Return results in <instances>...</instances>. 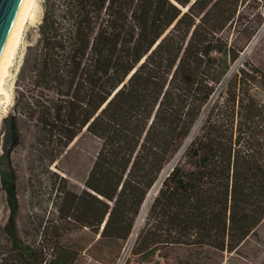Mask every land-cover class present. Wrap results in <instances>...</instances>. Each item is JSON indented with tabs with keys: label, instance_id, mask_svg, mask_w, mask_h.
<instances>
[{
	"label": "trees",
	"instance_id": "1",
	"mask_svg": "<svg viewBox=\"0 0 264 264\" xmlns=\"http://www.w3.org/2000/svg\"><path fill=\"white\" fill-rule=\"evenodd\" d=\"M243 2L43 0L39 36L25 50L7 117L10 214L0 264H74L76 252L61 239L77 228L127 241L196 127L131 253L158 264L178 246L237 252L256 232L264 221V70L237 63L263 20L235 36ZM20 119L33 123L54 160L83 131L101 141L82 189L61 177L59 224L34 241L18 224L11 154L21 143Z\"/></svg>",
	"mask_w": 264,
	"mask_h": 264
},
{
	"label": "rangeland",
	"instance_id": "2",
	"mask_svg": "<svg viewBox=\"0 0 264 264\" xmlns=\"http://www.w3.org/2000/svg\"><path fill=\"white\" fill-rule=\"evenodd\" d=\"M42 3L43 0H38L34 19L26 27L15 63L11 68V76L5 82L10 98L8 101L2 98L0 104V230L10 214L3 184L9 168L6 157V151L10 144L7 117L13 112L17 72L25 50L28 45L35 43L39 36L38 26L43 18ZM238 13L240 20L234 31L235 36L239 35V30H243L245 27L248 30L255 29L263 20L258 32L262 30L264 0H244ZM247 59L264 70V29L252 49L247 54L241 55L237 66ZM19 126L22 133L21 143L11 154L12 164L17 175L20 200L18 224L22 237L28 241H34L44 237L43 232L48 231V236L53 234L55 225L59 224L54 199L57 188L63 184L61 177L67 178L69 185L74 189H82L101 141L92 134L83 131L54 160L56 151L52 147L42 144L43 141L33 123L20 119ZM172 167L169 168V171ZM143 222L138 227L137 233L135 232V234L133 231L125 242L104 240L100 234L88 227L72 230L61 239V242L76 252L77 259L74 264H156L154 261L141 262V259L131 253L136 235ZM181 259L185 262H180ZM154 260H158V264H264V221L237 252L214 253L212 250H207L198 254L195 248L178 246L170 251L167 259Z\"/></svg>",
	"mask_w": 264,
	"mask_h": 264
},
{
	"label": "bare ground",
	"instance_id": "3",
	"mask_svg": "<svg viewBox=\"0 0 264 264\" xmlns=\"http://www.w3.org/2000/svg\"><path fill=\"white\" fill-rule=\"evenodd\" d=\"M37 5L38 0H22L12 30L0 57V104L2 103V98H5L6 101L10 98V93L5 82L11 76V68L15 63L24 32L29 22L34 19ZM148 199L149 195L142 211L146 209Z\"/></svg>",
	"mask_w": 264,
	"mask_h": 264
},
{
	"label": "water",
	"instance_id": "4",
	"mask_svg": "<svg viewBox=\"0 0 264 264\" xmlns=\"http://www.w3.org/2000/svg\"><path fill=\"white\" fill-rule=\"evenodd\" d=\"M21 3H22V0H0V57L2 55L4 47H5L6 42L8 40V37L10 35V32L12 30V27H13V24L15 22V19H16V16L18 14V11H19V8L21 6ZM263 29H264V26H263L262 30H260L254 36V38L252 39V41L250 42L248 47L242 53L243 55L247 54L252 49L254 44L260 38ZM196 129H197V127L195 128V130ZM195 130H194V132H195ZM194 132H193V134H194ZM193 134L187 139V141L185 142L184 146L178 152V154L175 156V158L173 159V161L171 162L169 167L164 169L160 179L157 181V183L154 185L152 191L149 193V199H148L146 207H145L146 209H144L141 212V214L139 216V219L136 221L135 227L133 229L134 233L137 231L138 227L142 224V221L145 220V215H146L145 213H146V211H147V209L149 207V204H150L151 200L153 199V197L155 195H157V193L159 191V188L161 187L165 176L169 173V168L172 167V165H174L173 163H175V161L179 158V156L184 152L186 146L191 141V139L193 137ZM103 226H102V229H103ZM102 229H101V231H102ZM136 236H138V234Z\"/></svg>",
	"mask_w": 264,
	"mask_h": 264
}]
</instances>
